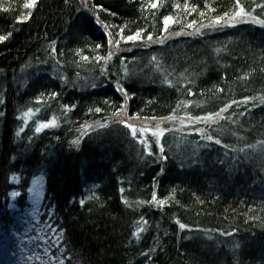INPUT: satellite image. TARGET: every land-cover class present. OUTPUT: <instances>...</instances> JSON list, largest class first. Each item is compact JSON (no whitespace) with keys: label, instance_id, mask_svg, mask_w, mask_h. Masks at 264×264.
<instances>
[{"label":"trees","instance_id":"trees-1","mask_svg":"<svg viewBox=\"0 0 264 264\" xmlns=\"http://www.w3.org/2000/svg\"><path fill=\"white\" fill-rule=\"evenodd\" d=\"M29 2L0 0V255L20 264H264V27L253 22L264 20V0H240L250 15L214 27L238 10L235 0ZM120 28L124 37L144 30L142 39L125 42ZM229 104L225 119H189ZM121 115L138 130L167 129L163 153L144 133L149 156ZM53 118L58 126L35 132ZM153 193L167 203H148Z\"/></svg>","mask_w":264,"mask_h":264},{"label":"snow or ice","instance_id":"snow-or-ice-1","mask_svg":"<svg viewBox=\"0 0 264 264\" xmlns=\"http://www.w3.org/2000/svg\"><path fill=\"white\" fill-rule=\"evenodd\" d=\"M235 2H236V7H237L238 10H236L231 15L230 20H225V17L228 16V13L225 12L224 13V16L217 17L216 20L213 21V24L210 25V27H214L215 25L220 24L221 20H224L225 24H229L230 21H237V18H242V17H244L246 15H250V13H246L245 12L244 7L240 4V0H235ZM36 3H37V0H30L29 3H25L24 4V8L31 9V8H33L36 5ZM151 7L152 8H156L157 7V4L156 3H152L151 4ZM177 7H179V5H177ZM201 15H203V13H201ZM95 19H96V23L99 24L104 29V31L106 32V34L109 36L108 43L109 44H112L113 43V40L111 39V35L112 34L108 32V26L105 25V24H103V22L100 21L99 16H96ZM173 22L174 21H173V18L171 16L165 17L164 20H163V25H164V29L163 30L166 32L168 30V25L170 23H173ZM253 22L260 24L261 27H264V20H261L258 17H254L253 18ZM193 23H195V21H193ZM187 26L188 27H192L193 24L190 23ZM142 31H144V30H138L135 34L128 35L127 37H124L122 35L123 28H120L119 29V32L117 33V35L119 36V39H122L125 42H128V41L135 42L137 40H141L142 39V36H141V32ZM176 34L179 35L181 33H176ZM7 38H8L7 36H0V41L6 40ZM152 39H153L152 38V35L149 34L147 36V40L148 41H151ZM155 42H158V43H161L162 44L164 42V40H163V38H158L157 41H155ZM116 43L118 44L119 43V40H117ZM97 47H99V46H97ZM51 51L53 53H55L56 50H55L54 47H52ZM219 51H220V49H217V52H219ZM81 58L83 60H87L88 59V57H85V56H82ZM111 58H112V56H111V54H109L106 58L105 57H99L98 59H108V60H110ZM153 59H155V57H153ZM116 87H117V90L120 91L122 93V95H124V97H125V104H126L127 103V92H126V90L119 83H117ZM220 91H223V89H220ZM188 94L189 95H193V93H191L190 90H189V93ZM55 95H56L55 93L52 94V96H55ZM40 102L41 101L38 99L37 100V103H40ZM261 102L264 103V99H262ZM105 103H107V102H105ZM233 103H237V102L236 101H233ZM231 107H232V105L229 104V105H226L225 107L221 108L219 111H217L215 113H208L206 116H203V117H201V116H192V117H189V119L194 124H198V123H201V122H204V123H214V122H217V120L225 119V117L222 116V113L225 112V111H227ZM66 110H70V109H66ZM94 111L97 112V113L98 112H101V108H95ZM31 114H32V109H29L26 113H24V118L26 119ZM0 115H3V113H0ZM118 115H119L118 112H114L113 113V116L114 117H118ZM213 117H215L216 120H214ZM163 119L164 120H167V121H173V120L176 119V117L174 115H172V116L164 117ZM119 122L120 123H123L126 128L130 129L131 135L134 138L137 137V132L138 131L142 134V137L143 138H140L138 140V143H140L144 147V149L147 151V154L149 156L153 155V153L151 151V143L149 142V140L147 139L146 136H143L144 133H149V132L151 133V136L154 138L152 142H154L157 145H159V151H160V153H163L164 148H163V144H161L160 141H161V138L164 136L165 131H167V129H161L160 128V125L157 124L155 130H153L151 128H141V129L138 130L135 126H133L131 123H128L127 121H119ZM55 126H58V125H57L56 119L53 118L52 120L47 121V122H40L38 124V126L35 127V132L36 133H40L45 128L55 127ZM106 126L107 125H105V124H99V127H101V128H104ZM87 127H92V126L91 125H88ZM23 131H24V128L21 127L20 130L15 133V135L17 137H19L20 134H21V132H23ZM196 131L200 135H202L204 137V139H206L208 141H213L214 140V142L216 144H221V140L220 139H216V138L213 137V135L207 134L206 131H205V129H203V128H197ZM82 134H84V133L82 132ZM79 143H80L79 138H77V139H75V140L72 141V144L73 145H77L78 146ZM225 147H227V145H225ZM162 158L165 159V160L167 159L166 156H163ZM13 179H15V178H13ZM121 191H123V189H121ZM11 195L13 197H19L21 195V193L14 191V192L11 193ZM79 203H80L81 206H83L84 200L81 199L79 201ZM123 203H125L127 205L128 204V201L127 200H124ZM141 203H143V202H141ZM148 203H156L158 206H163V205H165L167 203V201L166 200H163V199H159L158 200L156 194L153 193L152 194V199H151V201H148ZM143 223L144 224H147V221H143ZM177 223L179 224L180 228H182V229L186 228V225L180 223L179 220L177 221ZM144 230L145 229L142 228V227L141 228H138V230L135 233H133V235L136 236L137 238H139L140 233H142Z\"/></svg>","mask_w":264,"mask_h":264},{"label":"rangeland","instance_id":"rangeland-1","mask_svg":"<svg viewBox=\"0 0 264 264\" xmlns=\"http://www.w3.org/2000/svg\"><path fill=\"white\" fill-rule=\"evenodd\" d=\"M126 116L124 115H121L119 120H124ZM189 119H182L181 120V124L183 126H188V123H189ZM155 126V125H154ZM153 126V127H154ZM156 128V127H155ZM154 130V129H153ZM43 180V177H38L37 181H33V186H32V196H31V203H32V206L31 208H29V214H31L32 216H37L38 212H39V208L42 207V203H41V200H42V196H43V182L41 181ZM17 208L16 205H13L12 209H15ZM0 251H3L1 248H0ZM9 255V254H8ZM24 255H26V253H24ZM28 254L26 255L27 259L28 258ZM22 256L20 258H13V257H7L6 254H1L0 255V264H20V261L22 260Z\"/></svg>","mask_w":264,"mask_h":264}]
</instances>
